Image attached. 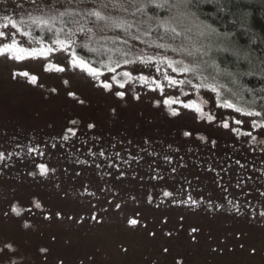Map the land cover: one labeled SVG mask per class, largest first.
I'll return each instance as SVG.
<instances>
[{
    "label": "trees",
    "instance_id": "obj_1",
    "mask_svg": "<svg viewBox=\"0 0 264 264\" xmlns=\"http://www.w3.org/2000/svg\"><path fill=\"white\" fill-rule=\"evenodd\" d=\"M218 8L224 9V13L217 12ZM202 10L210 14L209 19L213 25L223 23L226 30L235 31V37H229V39H235L237 45L234 48H228L225 53V55L234 53V58L229 57L230 60L244 61L245 64H241V68L246 69L250 66L248 62L256 64L264 57V0H247V2L218 0L216 5L206 4ZM233 13L235 15H232ZM231 19L236 20L239 29L230 23ZM73 52L76 54L75 50ZM260 70H264V64H259L256 71ZM106 75L111 80L112 74ZM118 80H120L119 77ZM244 82L248 85L249 103L253 104L250 111L261 113L260 117L238 113L235 111V105L232 109H228L217 107L214 103L210 111L219 113L221 117H216L212 123H209L205 120L198 121L192 110H185L176 103L180 107L175 109V111L180 110L178 116H171L169 110L165 112V108L162 107L158 109L167 114L164 121L160 119L139 121L136 110L129 112L126 109L127 106H122L123 103H128V90L123 91L125 93L123 98L118 97L115 91H108L107 93L112 94L110 99H113L116 107L112 105L111 111L104 114L103 101L99 99V96H106V91L100 89L95 93L97 97H93L79 108L78 112H82V121L79 125H71L69 123L71 119L67 118L61 119L58 125L42 121L43 124L39 125V128L19 127L17 120V126L0 131L6 132L2 137L5 139L0 142V152L5 154V159L0 163H3L7 173L5 175L8 178L5 181L6 196H3L1 200L3 213L10 210V203H18L21 208H31V200L35 197L42 203V209H33L31 213L23 212L22 216L29 221L31 214L35 216L40 214L38 218L42 219L39 220H43L48 225L50 221L44 220L43 216L51 215L52 218L56 216L52 210H49L52 207V201L55 202L56 199L69 197L70 200L88 204L94 202L98 204L100 201L103 205L110 202L112 206L117 201L124 202L119 209L112 207L113 213L124 215L128 209L132 214L136 212L134 210L136 207L132 208L128 204L140 205L138 202L148 204V197L151 195L154 205L165 207L167 211L176 210L175 213L183 214L188 219H190L189 216L201 214L210 220L208 223L212 225L214 231L219 227L220 233L232 229V226L238 224L244 216L241 215L242 209L253 208V205L243 206L245 199L251 197L245 195V191L237 185L262 183L264 186V152H261L264 150V140L259 141L264 138V128H261L264 124V119H261L264 117V79L254 76L246 78ZM179 93L172 95L171 105L180 98ZM209 94L212 97L213 94ZM188 98L185 97V100ZM139 102L140 100L136 105ZM139 105L140 103L137 109H143ZM62 112L65 113L66 110ZM149 112L159 117L163 115L162 112L158 113L157 109ZM228 112L235 117L231 119V128L239 129L241 133L251 128V121L257 120L256 127L260 129L255 133L258 137L257 143L249 144L247 141L250 137L237 136L233 131L222 127V121L225 120L222 115ZM110 114H113V117ZM237 118L244 123L235 124ZM89 123L95 125L91 132L87 129ZM70 127L79 129L76 137H72L67 131ZM51 129L54 132H48ZM185 131L191 132L192 136L184 137ZM32 132L38 134L33 136ZM201 134L209 143L202 144L196 139V136ZM64 135L69 137L67 141L62 139ZM213 141L214 147L211 143ZM34 147L45 152V155L38 156L30 153L29 150ZM101 152L105 155L100 156ZM116 152L120 153L119 157L116 156ZM80 160H84L85 165H79ZM168 160H173V163H167ZM110 163L114 165V168H108ZM39 164H47L56 168L57 172L49 173L47 178L39 174L29 176V172H38ZM181 164L182 168L179 167ZM173 167H176L174 176L171 173ZM116 168L123 173L121 179H116L118 175ZM154 168L157 172H153ZM159 169L166 170V181L158 182L151 179L153 175L159 174ZM207 169L220 172L223 183L229 187L226 195L239 207V211L223 200L225 193H222L216 182L219 177ZM76 171H81L82 175L77 177ZM108 172H112L113 175H106ZM11 173H16V180H13ZM188 181L191 183L189 184ZM57 184L61 187H56ZM167 187L170 190L180 187L183 190L188 189V193L181 191L182 201H188L191 196L200 203L192 205L191 201L183 204L170 199L166 200L168 197L163 196V191L168 190ZM212 190L216 196L211 194ZM113 192L115 195H112ZM209 200L212 202L211 208L208 205ZM162 201L163 204H161ZM217 203L224 205L219 211L215 208ZM247 212L246 224L250 220L253 221L255 215L253 212ZM199 220L202 221L200 218ZM220 221L224 222L220 223ZM218 222L219 227H216ZM190 230L186 232L185 228L183 229L188 236Z\"/></svg>",
    "mask_w": 264,
    "mask_h": 264
},
{
    "label": "rangeland",
    "instance_id": "obj_2",
    "mask_svg": "<svg viewBox=\"0 0 264 264\" xmlns=\"http://www.w3.org/2000/svg\"><path fill=\"white\" fill-rule=\"evenodd\" d=\"M6 9L13 11L9 13ZM21 11L22 9L11 0H8L6 5L0 4V14L8 18L7 25H11L6 27L4 20H0V30L7 34V39H0V44L11 41L13 33L16 32L13 26L15 17ZM16 38L18 41L21 39L18 33ZM73 50L69 52L74 53ZM57 63L62 66L65 60L52 55L46 60L25 59L16 62L0 56V131L17 126V123L19 127L39 128V125L43 124L42 121L58 125L61 119L69 118L81 122L82 112H78L79 108L93 97H97L96 91L104 90L101 85L105 82L112 85L113 92L128 90L129 104L123 103L122 106H127L129 112L136 110L139 121L156 119L164 121L167 118L165 112L169 109L175 111L179 107L174 102L173 105L163 104V99L171 100L172 95L178 93L179 89L165 86V82L157 77L153 78L161 85L160 88H156L153 84H148L146 87L136 85L133 94V84H125V88L120 89L119 84L122 81L113 82L104 73L99 80L79 74L70 75L67 71L61 73L56 71ZM48 65L52 67H47L46 71L45 67ZM17 72L36 75L37 85L30 84L28 78L24 76L13 79V73ZM65 78L70 81L68 86L62 82ZM69 91L74 92L75 96L70 97ZM107 92L106 96H99L103 101L104 114L111 111L112 105L116 107L113 99H110L112 94ZM164 92L168 95H164ZM206 95L211 98L209 93ZM180 98V102L190 99L189 97L185 100V97L181 96ZM138 100H140L139 107L142 106L143 109H137ZM162 107L165 108V112L158 109ZM156 109L158 113L162 112L161 117L149 112ZM210 109L205 111L215 118L221 117L219 113L215 114ZM65 110L66 112L63 113L62 111ZM222 117L229 122L235 118L229 112ZM48 132L54 131L51 129ZM5 134L6 132H0V142L5 139L2 138ZM37 134L32 132L31 135ZM159 170V174L166 176V170ZM5 171L3 163H0V248H3L0 252V264H7L12 257H16L19 264H177L178 260L181 264H264V217L260 216V212L264 211V197L260 198L257 191V186H260L259 190L264 189L262 183L239 184L240 188L248 192L251 197L245 199L243 206L253 205V208L242 209L241 215L244 216L241 217V221L223 233H220V230L218 232V229L219 224L224 221L216 223V227L219 228L215 229V233L212 225L208 223L210 220L199 213L194 217L189 216L188 219L183 214L175 213L176 210L167 211L165 207H158L153 203L138 202L140 205L128 204L132 208L136 207L134 209L136 212L133 213L135 216L129 209L124 216L112 212V207L118 201L112 206L110 202L107 205H103L100 201L98 204L96 202L88 204L70 200L69 197L56 199L51 203L52 207L49 210L54 214L61 213L59 219L55 216L47 225L43 220H39L42 219L38 218L40 214L37 216L31 214V218L27 221L31 226L23 229L21 225L26 221V217H12L9 220L2 215L1 200L6 196L5 181L8 179ZM10 175L16 180V173ZM166 189L170 190L168 187ZM170 191L173 195L166 200L170 199L178 203L182 201L181 191L189 192L188 189L183 190L181 187ZM211 194L216 196L213 190ZM247 211L255 214L254 220H250L248 224L245 222ZM93 215L99 222L92 219ZM131 217L138 221L137 225L132 226L128 223ZM184 228L186 232L190 229L197 231L190 230L188 236L183 231ZM8 244L14 245L17 251L9 253L4 247ZM42 248L47 251L42 253L40 251ZM164 249H167V252Z\"/></svg>",
    "mask_w": 264,
    "mask_h": 264
},
{
    "label": "clouds",
    "instance_id": "obj_3",
    "mask_svg": "<svg viewBox=\"0 0 264 264\" xmlns=\"http://www.w3.org/2000/svg\"><path fill=\"white\" fill-rule=\"evenodd\" d=\"M11 2L22 11L15 17V37L6 48H0V56L6 52L22 61L57 55L65 64L56 71L86 78L99 77L102 71L111 73L113 82L119 77L122 83L133 84V94L136 85L161 87L153 78L157 77L165 86L178 88L181 97H190L183 103L198 121L208 119L205 109L214 103L217 107L235 105L244 112L250 111L253 104L249 103L244 81L254 76L264 79V70L256 71L259 64H264V57L256 64L248 62L250 66L242 69L244 61L230 60L234 53L225 55L228 48L237 45L235 39H229L235 37V31L226 30L223 23L213 25L210 14L202 10L204 5H216L218 0ZM7 3L8 0H0V4ZM217 12L224 13V9L218 8ZM0 20L7 25L8 18L3 14ZM230 23L239 29L236 20L231 19ZM73 48L74 57L68 55ZM62 82L65 86L70 84L68 78ZM206 93L213 95L209 98ZM21 226L28 229L31 225L25 221ZM4 247L9 253L17 251L11 244ZM7 264H19V260L12 257Z\"/></svg>",
    "mask_w": 264,
    "mask_h": 264
},
{
    "label": "snow or ice",
    "instance_id": "obj_4",
    "mask_svg": "<svg viewBox=\"0 0 264 264\" xmlns=\"http://www.w3.org/2000/svg\"><path fill=\"white\" fill-rule=\"evenodd\" d=\"M9 26H11V25H6V27H9ZM14 37H15V33H13V35H12V37H11V41L14 39ZM0 39H7V34H6L4 31H2V30H0ZM11 41H10V42H11ZM10 42H8V43H10ZM8 43H2V44H0V48H6V47L8 46ZM68 55H69V56H73V57L75 56V54H74V53H71V52H69ZM3 56H4L6 59H9V60H13V61L19 62L18 60H15L14 58H11L6 52L3 53ZM57 67H61V65H60L59 63H57ZM45 70L47 71V66L45 67ZM20 76L27 77V78H28V82H29L30 84H32V85H37L38 77H37L36 75H32V74H30V73H23V72L13 73V79H16L17 77H20ZM101 77H102V74H101L99 77H97V76H93V79H94V80H99ZM101 86H102V88H103L105 91H109V92L112 91V85H110V84L107 83V82L102 83ZM119 88H120V89H124V88H125V84H124V83H120V84H119ZM159 88H160V87H159ZM52 91H55V89H52ZM68 95H69L70 97H74V96H75V93L69 91V92H68ZM116 95H117L118 97H120V98H123L124 95H125V93H124L123 91H119V92L116 93ZM164 95H168V93H167V92H164ZM136 99H139V97H136ZM162 102H163L164 105H168V104L172 103L169 99H163ZM81 103H83V101H81ZM174 103L179 104V105H180L182 108H184V109H188V105H187L186 103H181L180 101H175ZM219 107H224V108L232 109V106H226V105H224V106H219ZM235 111L238 112V113H242V114H244V115H246V116H250V117H260V116H261V113L251 112V111L244 112L243 110L238 109V108H236ZM169 112H170V115H171V116H174V117L179 115V114H178V111H173V110L169 109ZM261 119H264V117H262ZM214 120H215V117H214L213 115L208 114L207 122L212 123ZM69 123H70L71 125H73V126H76V125H79L81 122H80L79 120H71ZM243 123H244V122H242V121H241L240 119H238V118L235 120V124H237V125H242ZM256 125H257V120H253V121H251V128H250L249 130L244 131V132L241 133L239 129H232V128H231V122H229V121H227V120L222 121V127H223L224 129H226V130H230V131H233L237 136H239V135H244V136H248V137H250V140L247 141L249 144H254V143H257V142H258V137H257V135H256L255 133L258 132V131H260V129H258V128L256 127ZM94 128H95V125L92 124V123H89V124L87 125V129H88L90 132H91ZM261 128H264V124L261 125ZM67 131L71 133V136H72V137H76V136L78 135V131H79V129H78V128H75V127H70V128L67 129ZM183 135H184V137L188 138V137H191V136H192V133L189 132V131H185V132L183 133ZM62 139H63L64 141H67V140L69 139V137H68L67 135H64V136L62 137ZM196 139L199 140L202 144H204V143H209V141H208L205 137H201V136H198V135H197V136H196ZM260 140H264V138L259 139V141H260ZM211 143L213 144V147H214V146H215V142L213 141V142H211ZM29 152H30V153H34V154H36V155H38V156L45 155V152H43V151H41L40 149H37V148H35V147L32 148V149H30ZM261 152H264V150H262ZM17 155H18V154H17ZM99 155H100V156H104L105 153L101 152V153H99ZM9 156H11V153H9ZM116 156L119 157V156H120V153H119V152H116ZM4 159H5V154L2 153V152H0V161H3ZM167 163L172 164V163H173V160H168ZM78 164H79V165H85V161H84V160H80V161H78ZM237 165H239V162H237ZM97 167H98V166H97ZM179 167L182 168L183 165L181 164V165H179ZM108 168L112 169V168H114V165H113L112 163H110V164H108ZM37 170H38V172H37V171H35V172H29L28 175H29V176H36L37 174H39L41 177H45V178H47L49 173L55 174V173L57 172L56 168L50 167V166L47 165V164H39V165L37 166ZM115 171L118 173V175L116 176V179H121V178L123 177V173L120 171L119 168H116ZM207 171H209V172H213L214 174L217 175V177H219V179H217L216 182H217V186H218V188L221 189L222 193H225V195H223V200L227 201L228 204L233 205V207H235L236 210L239 211V207H238L237 205L233 204V200H232V199H229L228 195H226V193L229 192V187L223 183V177L220 176V172L217 173V170H215V169H207ZM153 172H157V169L154 168V169H153ZM171 173H172L173 176L175 175V173H176V167L171 168ZM75 175L78 177V176L82 175V172H81V171H76V172H75ZM106 175H108V176H112L113 173H112V172H108V173H106ZM151 179H152L153 181L162 182V181L166 180L167 177L164 176V175H162V174H156V175H153V176L151 177ZM188 183L190 184L191 181H188ZM85 186H86V187L88 186L87 183L85 184ZM56 187L59 188V187H61V186H60L59 184H57ZM237 187H239V185H237ZM259 187H260V186H257V191L259 192V197H264V190H259ZM62 190H63V189H62ZM244 194H245V195H249L248 192H245ZM112 195H115V192H113ZM172 195H173V193H172L171 191H169V190H164V191H163V196H164V197H170V196H172ZM133 199H135V197H133ZM189 201H191V204H192V205H197L198 203H200V201H197V200H195V199H192L191 196H189V200H188V201H181V203H183V204H188ZM148 203H149V204L152 203V196H151V195L148 197ZM31 205H32L31 208H21L20 206H18V203H10V210L4 212V213H3V216H4L5 218H7V219L10 220V219H12V216H13V215H14L15 217H21L23 212H29V213H31V212L33 211V209H36V210H41V209H42V203L40 202V200H39L38 198H35V197L32 198V200H31ZM208 205H209V208L212 207V202H211V200L208 201ZM223 206H224V205H223L222 203H217V204L215 205V208H216L217 211H219ZM115 207H116L117 209H119V208L121 207V205H120L119 203H117V204L115 205ZM260 216L264 217V211H261V212H260ZM56 217L59 219V218L61 217V213L57 212V213H56ZM51 218H52L51 215H44V216H43V219H44V220H50ZM69 219H71V217H69ZM92 219H93V220H96L97 222H99V221L97 220V217H96L95 215L92 216ZM128 223H129L130 225H132V226H135V225L138 224V221H137L136 219H130V220L128 221ZM191 231H192V232H196L197 229H192ZM168 235H171V233H168ZM46 251H47L46 249H43V248L41 249V252H42V253H43V252H46ZM164 251L167 252V249H164ZM177 264H181V261L178 260V261H177Z\"/></svg>",
    "mask_w": 264,
    "mask_h": 264
}]
</instances>
